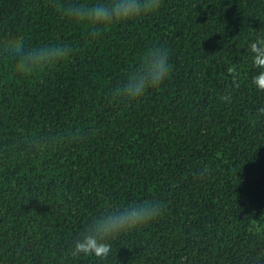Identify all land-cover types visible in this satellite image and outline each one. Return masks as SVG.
Wrapping results in <instances>:
<instances>
[{"label":"trees","instance_id":"obj_1","mask_svg":"<svg viewBox=\"0 0 264 264\" xmlns=\"http://www.w3.org/2000/svg\"><path fill=\"white\" fill-rule=\"evenodd\" d=\"M54 3L0 0V56L56 40L75 49L34 76L0 65V264H264V119L252 120L264 92L247 47L264 33V0H163L95 40ZM151 44L169 49L170 77L112 102ZM76 128L89 135L40 154L19 141L20 129ZM143 198L165 214L116 237L104 259L67 255L91 214Z\"/></svg>","mask_w":264,"mask_h":264},{"label":"clouds","instance_id":"obj_2","mask_svg":"<svg viewBox=\"0 0 264 264\" xmlns=\"http://www.w3.org/2000/svg\"><path fill=\"white\" fill-rule=\"evenodd\" d=\"M162 4L163 0H64V3H54L53 6L62 20L82 27L86 38L95 40L113 25L156 14ZM247 47L252 65L258 69L250 75V83L257 91L264 92V33L257 34ZM74 50V46L65 41L41 42L0 56V65L5 75L34 76L66 63ZM171 67L170 52L166 46L151 44L144 47L124 78L111 88V101L132 103L140 100L148 90L158 88L170 77ZM221 100L228 102L230 93L223 94ZM260 119H264V104L255 108L252 117L254 123ZM19 133V141L25 150L36 154L54 148L61 141L68 143L89 135L88 131L80 128L31 133L20 129ZM207 172V166L202 165L199 175H206ZM165 212V203L156 198L105 204L81 225L67 243L65 252L73 259H104L111 253L112 240L153 223ZM251 264H258L257 259L254 258Z\"/></svg>","mask_w":264,"mask_h":264}]
</instances>
